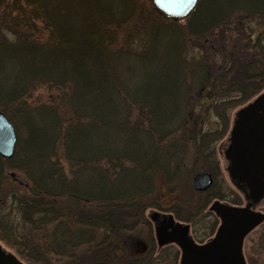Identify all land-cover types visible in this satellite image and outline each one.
Wrapping results in <instances>:
<instances>
[{
  "label": "trees",
  "instance_id": "16d2710c",
  "mask_svg": "<svg viewBox=\"0 0 264 264\" xmlns=\"http://www.w3.org/2000/svg\"><path fill=\"white\" fill-rule=\"evenodd\" d=\"M262 25L264 0H198L183 21L149 0H0V110L17 134L0 155V240L27 264H179L152 235L126 259L124 234L150 224L159 173L189 191L219 167L229 109L264 88ZM226 30L244 38L227 55ZM210 113L221 128L204 130Z\"/></svg>",
  "mask_w": 264,
  "mask_h": 264
},
{
  "label": "water",
  "instance_id": "95a60500",
  "mask_svg": "<svg viewBox=\"0 0 264 264\" xmlns=\"http://www.w3.org/2000/svg\"><path fill=\"white\" fill-rule=\"evenodd\" d=\"M150 1L158 13L173 20L186 18L198 3V0ZM261 110L264 111V92L237 113L238 119L231 132L232 143L226 151L236 177L248 179L252 175L250 179L253 181L264 177V164L261 163L264 154V115L257 119ZM16 143L14 124L0 110V155L11 158ZM213 181L210 172H198L192 179V185L196 190L204 191L212 186ZM210 209L221 214L224 222L212 239L201 244L189 235L188 224L176 221L169 213L150 212L158 244L176 242L181 249L180 264H243L241 250L244 236L264 219V214L250 211L247 207H232L219 200H215ZM0 264L24 262L0 243Z\"/></svg>",
  "mask_w": 264,
  "mask_h": 264
},
{
  "label": "rangeland",
  "instance_id": "374dc122",
  "mask_svg": "<svg viewBox=\"0 0 264 264\" xmlns=\"http://www.w3.org/2000/svg\"><path fill=\"white\" fill-rule=\"evenodd\" d=\"M154 10L156 9L154 8ZM183 20H185V18L177 20V21H183ZM261 30L262 31L264 30L263 25L260 27H256L253 34L250 35V38L251 37L253 38L251 40H254V38L256 37L255 35L259 33V31ZM243 42H244V38L241 37L240 33L231 31V30H226L224 33L223 40L219 41V45L223 46L221 51L226 50L225 55H227L228 53L227 50H231V48H233L232 46L234 43L238 44L240 48V45ZM239 48L235 49L239 54L236 55L237 63L235 65L234 71L232 70V73L235 72L234 75L232 76V80H234L235 82H242L240 71H241V68H243L244 65H246L247 61L249 60L248 59L249 55L246 54V52H243ZM222 55L218 56L219 64H221L222 61L227 59V58L225 59V55L224 56ZM229 64L230 63H227V65H225L224 67L225 70L229 67ZM245 80L249 81L247 79ZM263 90L264 88L261 91ZM255 96H253L251 99H253ZM242 106L243 105H239V106L229 109L230 120L233 119L235 112ZM218 128H221L219 119L215 116V114L210 113V119L207 120V122L205 123L204 130H211V129H218ZM229 130H230V127H229ZM228 132L229 131L227 130V134L224 136V138L215 143V148L219 151V152L217 151V160L219 163V167H217L215 170V173H214L215 179L213 178L214 179L213 184L209 189L201 191V192L195 190V188L192 185V179H193L192 178L191 186H192V189L196 193H194L192 189H189V191H185V190L180 191V189L179 190L177 189L176 191L172 192L170 188L167 186L163 174L159 173L156 178V190L153 196V199L156 200V203L150 206L147 209V212L159 211L161 213L169 212V213L175 214V212L172 209L173 207L175 208L178 206L179 208H182V213L185 212L184 216L188 217V219L190 218V221L188 222L192 223L191 224L192 225L191 234L193 235V237L197 241H202L203 239H206L209 236V234L212 232L211 227H212V222L214 220V215L208 212V207H209L208 204H210L214 198L219 197L220 195H223V194H225V196L228 199H233L234 197H238V193L231 186V184L229 183L227 179L226 173L224 172L223 165H222L224 163V160L219 150V147L225 144L226 138L228 136ZM207 165H209V163L207 162L204 163L198 169L199 171L198 170L196 171V173L210 172L206 170ZM209 193L212 195V197L209 199V202L207 201V203H205V199ZM261 205L262 207H264V201L262 202ZM171 210L173 212H171ZM124 235L128 237V239L132 240L131 247L127 248L126 250L127 251L126 256H125L126 259L130 255L145 254V252L152 245L149 235H152L154 237V243L156 244L154 229H153V225L151 221H150V224L148 225L142 224L138 228L131 230L129 233L127 232ZM0 243L3 245L5 249L12 251L19 258H21L20 255L16 252V250L12 248L9 244H7L5 241L0 240ZM175 249H178L177 245H173L171 248V250H175ZM244 251L248 259V264H264V222L258 228H255L247 236L246 241H245ZM118 254L122 255V252L119 249H118ZM21 259L24 261V264H27V261L24 258H21ZM167 262L168 261H166L165 264H167ZM178 263H179V256H178Z\"/></svg>",
  "mask_w": 264,
  "mask_h": 264
},
{
  "label": "flooded vegetation",
  "instance_id": "af4514ba",
  "mask_svg": "<svg viewBox=\"0 0 264 264\" xmlns=\"http://www.w3.org/2000/svg\"><path fill=\"white\" fill-rule=\"evenodd\" d=\"M246 106V105H245ZM243 108V107H242ZM241 108H239L234 116L233 119L230 120L231 122H229L228 125V136L226 138V142L224 145H221L219 147L220 150V154L221 156H223V160L224 163L223 165V169L224 172L226 173L227 179L229 181V183L231 184V186L236 190V192L238 193V197H234L233 199H228L225 194L220 195L219 197H216L213 199V201L208 204V212L212 213L214 215V220L212 222V232L209 234V236L206 239H203L202 241H197L193 235L191 234V228H192V223L186 221V223L189 225L190 228V235L191 237L194 239L195 242H197L198 244L201 243H205L207 241H209L210 239H212L218 228L220 227V225L224 222V219L222 217L221 214H219L217 211L210 209L211 204L215 201V200H219L221 203H224L226 205L232 206V207H237V208H245L247 207L250 211L256 212V213H261L264 214V207H262V202L264 201V177H260V179H256L255 181L251 180L250 178H252V175H250L248 177V179L245 178H239L233 175L232 173V163H231V159L228 157V155L226 154L227 149L229 148V145L232 143V129L235 125V121L238 119L237 118V113ZM257 119H259L261 117V115H264V111H260L257 114ZM230 127V130H229ZM262 159L263 161L261 162L262 164H264V154L262 155ZM212 173V172H211ZM214 179L215 176L214 174H212ZM262 180L263 182L259 183V181ZM260 184V185H258ZM254 187V188H253ZM173 217L175 218V220L179 221L180 223L182 222L181 220L178 219V217L174 214ZM264 222V219L257 224L256 226L253 227L252 230H250L243 239V244H242V261L243 264H248V259L247 256L245 255V251H244V246H245V241L247 236L255 229L258 228L262 223ZM153 228L155 231V225L153 223ZM179 246V245H178ZM180 249V246H179Z\"/></svg>",
  "mask_w": 264,
  "mask_h": 264
}]
</instances>
